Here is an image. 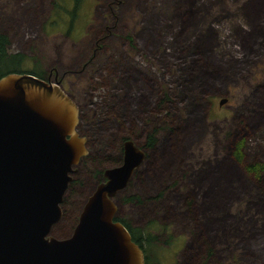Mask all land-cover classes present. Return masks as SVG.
Listing matches in <instances>:
<instances>
[{"label":"rangeland","instance_id":"rangeland-1","mask_svg":"<svg viewBox=\"0 0 264 264\" xmlns=\"http://www.w3.org/2000/svg\"><path fill=\"white\" fill-rule=\"evenodd\" d=\"M74 9L75 0H0L11 52L53 82L58 74L86 138L51 235L72 233L99 171L118 166L132 140L145 157L114 201L118 217L159 237L154 264H264V172L246 171L264 165V0H80Z\"/></svg>","mask_w":264,"mask_h":264},{"label":"water","instance_id":"water-1","mask_svg":"<svg viewBox=\"0 0 264 264\" xmlns=\"http://www.w3.org/2000/svg\"><path fill=\"white\" fill-rule=\"evenodd\" d=\"M78 123L79 107L60 82L25 72L0 78V264H145L142 247L115 219L114 198L145 157L132 140L123 162L105 169L73 233L51 235L88 152Z\"/></svg>","mask_w":264,"mask_h":264},{"label":"trees","instance_id":"trees-1","mask_svg":"<svg viewBox=\"0 0 264 264\" xmlns=\"http://www.w3.org/2000/svg\"><path fill=\"white\" fill-rule=\"evenodd\" d=\"M80 4V0H75V9L74 11L77 10L78 6ZM197 18H194L193 21H197ZM27 56L23 53L20 52H11V39L10 36L7 33L1 32L0 31V78L10 74V73H31L34 74L42 79L48 80L47 76H45V72L43 71H38L37 69H30L29 66L27 65ZM168 98L167 95L163 98V103H165ZM260 116L263 115L262 110L260 112H257V114ZM254 123H257V118L256 120L253 118ZM157 131V130H156ZM128 138V137H127ZM156 132L150 134L148 136L147 142H146V147H152L156 143ZM245 139H241L238 141H235L233 148H232V157L233 159L238 162L242 163L244 161V156H245ZM180 153L183 155L186 153V150L184 151L183 148H180ZM87 156L83 157L81 161H84ZM114 165H120L122 163V158L119 161H115ZM105 170V169H104ZM252 175H255L257 177V180L262 179V175L264 172V165L263 164H252L246 166V171ZM103 170L99 171V176L100 182L103 178ZM73 183L70 184L69 188L71 189L72 186L75 185V183L78 182V180H73ZM134 198H126V201H132ZM117 220L121 221L131 232L133 240L137 242L143 249L144 254H145V264H154L156 259H155V254L151 250V245L157 244L158 241V236H154V234L147 232L144 233V230L140 228H135L131 225V223L123 218H117ZM171 237L170 235H168ZM64 238V237H63ZM169 242V241H168Z\"/></svg>","mask_w":264,"mask_h":264},{"label":"flooded vegetation","instance_id":"flooded-vegetation-1","mask_svg":"<svg viewBox=\"0 0 264 264\" xmlns=\"http://www.w3.org/2000/svg\"><path fill=\"white\" fill-rule=\"evenodd\" d=\"M54 69H55V68H54ZM54 69H53L52 71H55ZM47 79H48V80H51L49 77H47ZM51 81H52V80H51ZM52 82H53V81H52ZM54 82H60L62 88H63L67 93H69V92L63 87L62 80H58V74H57V73L55 74V80H54ZM123 147H124V146H123ZM138 147H139V146H138ZM141 149H142V148H141ZM123 150H124V149H123ZM123 150H122V153H123ZM122 162H123V159H122ZM137 169H138V168L135 169L134 173L137 171ZM104 171H105V170H104ZM134 173H133V175H134ZM73 175H74V174H73ZM73 180H74V179H72V181H73ZM72 181L69 183V186H70L71 183H73ZM105 181H106V177L104 176V173H103V178H102V180H101L100 182L97 183V186H98L100 183L105 182ZM97 186L93 189L92 193L95 191V189L97 188ZM71 189H72V188H71ZM71 189L68 187V189H67V191H66V193H65V195H64L63 202L61 203V207H62V217H61V219L59 220V222H61V221L63 220V216H64V205H65V203H66V194H67L68 192H70ZM92 193H91V194H92ZM87 199H88V198H87ZM86 201H87V200H86ZM86 201H85V203H86ZM85 203H84V205H85ZM83 207H84V206H83ZM82 210H83V209H82ZM80 214H81V213H80ZM79 217H80V216H79ZM117 218H120V217H118V214H117V212H116L115 219L117 220ZM78 221H79V218H78ZM118 221H119V220H118ZM59 222H57L56 224H58ZM77 223H78V222H77ZM56 224H55V225H56ZM55 225H54V226H55ZM76 225H77V224H76ZM76 225L73 227V231H74ZM54 226H53V227H54ZM73 231H72V233H73ZM72 233H71V234H72ZM71 234H70V235H71ZM70 235H69V236H70ZM69 236H66V237H64V238H67V237H69Z\"/></svg>","mask_w":264,"mask_h":264}]
</instances>
